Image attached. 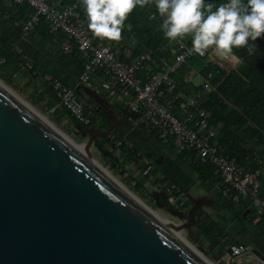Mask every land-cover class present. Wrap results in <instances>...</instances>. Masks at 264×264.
<instances>
[{"label":"water","instance_id":"obj_1","mask_svg":"<svg viewBox=\"0 0 264 264\" xmlns=\"http://www.w3.org/2000/svg\"><path fill=\"white\" fill-rule=\"evenodd\" d=\"M76 89L110 108L95 87ZM108 119V128L76 126L93 156L97 138L120 128L116 114ZM160 193L155 203L191 234L204 197L187 193L186 210L167 207ZM0 264L207 263L0 80Z\"/></svg>","mask_w":264,"mask_h":264},{"label":"trees","instance_id":"obj_2","mask_svg":"<svg viewBox=\"0 0 264 264\" xmlns=\"http://www.w3.org/2000/svg\"><path fill=\"white\" fill-rule=\"evenodd\" d=\"M67 3L71 0H64ZM206 3L220 4L224 0H205ZM33 7L27 3H17L13 8L8 7L0 0V15L7 16L8 19H13L19 25L29 17L33 11ZM12 17H10V16ZM162 18L159 16L155 4H151L144 8L137 6L129 14L124 22L121 31V51L124 52L128 47L131 49L132 56H143L145 70L158 71L163 66L159 64L156 68L152 64L153 58H170L173 57L172 49L168 44V39L164 37L163 31L160 27ZM36 29H41L43 32L49 30V24L44 16L41 17L40 24ZM96 44L107 43L110 41H101L94 37ZM114 42V41H112ZM254 48H240L233 49L234 55L238 57L237 65L226 68L217 60L207 58L204 65L199 70V75L202 78L209 77L211 89L205 90L204 82H196L193 79H186L185 75L190 68L198 61L200 56H193L188 58L180 68L173 73V77L177 82L178 90L184 91L188 95H196L203 93L201 100V108L206 114L212 124L218 127L217 145L219 152L229 157H235L245 167L256 168L262 165L261 179L264 178V36L257 38L254 42ZM84 58L81 64L83 69ZM155 61V60H154ZM26 58L22 51L15 48L12 40L8 34L0 30V77L8 84L13 83V77L16 73L26 70ZM34 66L28 69V72L34 71ZM27 71V70H26ZM97 74L104 76L105 69H100ZM47 79V78H46ZM41 91L35 90L31 93V98L36 104H40L45 97L50 96L55 103H58L54 110L55 119L59 120L66 116L74 125L77 126L78 121L74 118L68 108L61 104L54 89V84L51 79L45 80L41 86ZM79 96L82 94L81 90H77ZM81 97V96H80ZM86 110L91 113L93 123L97 124L96 105L94 99L85 97ZM49 107L55 104H48ZM127 107V104L126 106ZM130 111L126 108V115ZM103 123L99 126L106 128L110 121L103 118ZM83 127L88 125L82 124ZM112 134V132L102 138L97 139L98 146L102 148L103 153L109 152L107 158L110 159L111 165L117 170H126L128 159L134 160L140 167L138 174L134 177L136 183L133 189L142 196H150L152 200L156 201L152 192L149 191V184L159 183L156 176V168L150 164H145L142 161V154H138L137 147H129L125 142L122 134ZM121 140L122 143L117 145ZM108 144L113 146V150L108 149ZM119 151V156H114L115 152ZM183 158L189 159L192 168L198 173L201 185L209 192L217 191L221 202L228 209H235L236 202L229 196H225L224 191L226 186L222 184V179L215 173L214 166L210 163H199L194 159V151L183 150ZM114 156V157H113ZM113 157V159H111ZM261 160V163L259 161ZM148 170V171H146ZM166 179H161L160 183ZM160 201L164 202L167 207L174 206V208L186 209L192 205L191 200L179 202L174 204L169 199V193L166 186L160 185ZM236 190L231 189V193ZM173 193L178 196L182 193V189L176 187ZM251 209L244 206L240 213H246L247 217ZM217 223L213 220L205 208H199L196 211V221L194 228L198 232L189 234V238L194 243L203 242L205 238L210 239L211 248L224 249L221 242L222 232L217 230Z\"/></svg>","mask_w":264,"mask_h":264},{"label":"built area","instance_id":"obj_3","mask_svg":"<svg viewBox=\"0 0 264 264\" xmlns=\"http://www.w3.org/2000/svg\"><path fill=\"white\" fill-rule=\"evenodd\" d=\"M16 3L27 2L33 11L25 20L23 30L30 33L44 16L51 32L63 31L68 43L73 42L84 52V65L78 76V83L96 87L95 74L105 69L109 86L119 87L130 111L128 120L133 126L153 132L162 140L173 142L179 150L194 151V159L199 163H210L215 173L226 186L224 193L236 203L244 198L255 211V222L264 219V193L262 191V165L256 168L245 167L235 157L219 152L217 145L218 127L212 124L208 115L200 107L202 94L190 96L182 90L173 77L174 71L193 56L191 39H179L174 42L175 54L172 58L162 60L164 68L158 71L145 70L143 56H132L121 51V42L110 41L96 44L87 28L81 0H71L69 4L59 7L51 0H10ZM173 42V41H172ZM173 44V43H172ZM107 49V51H105ZM223 58L214 49H209L204 56ZM211 73L209 74V77ZM209 77L204 80L205 90H210ZM54 89L61 104H64L80 124L93 123L91 113L86 110L85 101L79 96L76 86L65 83L60 78L54 79ZM55 110V108H54ZM129 147H134L131 140H125ZM122 143L121 140L117 145ZM108 149L113 146L108 144ZM138 154H142L139 150ZM143 163L150 164V158L143 156ZM261 163V160L259 161ZM153 167V165H152ZM148 171V170H146ZM176 184H168L167 190L172 203L185 201V195L176 196L173 190ZM231 189L236 190L231 193ZM248 256L257 257L264 264V257L257 256L251 245L243 241L231 242L217 257V264H247Z\"/></svg>","mask_w":264,"mask_h":264},{"label":"crops","instance_id":"obj_4","mask_svg":"<svg viewBox=\"0 0 264 264\" xmlns=\"http://www.w3.org/2000/svg\"><path fill=\"white\" fill-rule=\"evenodd\" d=\"M51 1H54L59 7L70 3H67L64 0ZM2 2L10 8H13V6L17 4L16 2H12L10 0H2ZM224 2H226V0H224ZM153 4H155L154 0ZM2 19L3 20L0 22V30L6 32L12 40L15 48L22 51L25 55V68L27 71H23L27 72V74L32 76V78H35L40 82L35 90L41 91L43 89L41 86L45 80L51 79L54 82L55 78H60L71 86L77 85L81 68L80 66L84 58V52L79 48V46H77V44L73 42L68 43V38L65 32H51L50 30L43 32L41 29H34L30 33H25L23 30L25 20L20 23L21 25H19L13 19H8L7 16H2ZM184 39L191 38L186 37ZM178 40L179 38L173 42L170 40L168 41V44L172 49L173 56L175 54V46ZM126 52L130 54L131 49L128 47ZM164 59L167 58H153L152 64H154L156 68H159V64L162 63V60ZM213 59L217 60L222 65H224L226 60L232 61V59L234 62H236L235 65L239 63L238 57L234 54L230 55V59H220L218 57L211 58V60ZM205 62V59L203 60L202 58H199L194 66H192L185 75V78L193 79L196 82H204L206 78H202L201 75H199V70ZM32 66H34V71L28 72V69H30ZM163 68L164 67H162L160 70ZM198 77H201V80H199ZM94 80L96 85L95 88L108 100V106L110 107L108 109L105 107H98L96 109V113L102 116V120L103 118H106L108 121H110L106 111L110 113L112 118H114V115L116 114L120 120V128H118V131L120 134H122L125 140H132L134 142V146L142 152L143 156L148 158H150V153L153 150L157 151V158L151 162L155 168L158 167L160 170V174L157 175V178L159 179V183H157L159 184L158 186L161 184V187H167L168 184H176L177 187L182 189V193L186 198L185 201L191 200L187 193L193 194L192 188L195 185H199L202 190L207 192L205 193L204 191L200 190V192L195 193V196L204 197V205L211 206L212 211L209 212V214L211 218L216 221L217 230H220L223 234L221 237V242L224 241L222 243L224 249H219V256L222 254V251L226 249L229 243L243 241L253 247L257 256L264 257V219L260 222L254 221L255 211L254 208L251 207V204L248 202V200L244 198L240 203H236L235 209H228L223 204V202H221L220 198H218L219 196L217 195V191L209 192L201 185L200 177L198 173L192 168L189 159L183 158L181 153L182 150L176 148L173 142L162 140L153 132H149L141 127H136L131 124V122L128 120V115H126V102L121 95V89L119 87L112 89L108 85L109 78L106 79L104 76H100L99 74H95ZM198 94L203 95L202 92ZM198 94L190 96H197ZM80 96L83 100L85 97H87L84 91H82ZM45 99L50 101L51 104H55V106H53L54 108L57 107L58 103H55L50 96L47 95ZM111 109L112 111H110ZM161 179L166 180L160 183ZM262 191L264 193V178L262 179ZM210 193H215V196H217L215 201L210 199ZM225 196L228 195L225 194ZM244 206H247L249 209H251L248 217L246 213L243 215L240 213V210ZM190 207L186 208V210ZM246 263L263 264L255 256H248L246 258Z\"/></svg>","mask_w":264,"mask_h":264},{"label":"clouds","instance_id":"obj_5","mask_svg":"<svg viewBox=\"0 0 264 264\" xmlns=\"http://www.w3.org/2000/svg\"><path fill=\"white\" fill-rule=\"evenodd\" d=\"M162 18L164 37L170 41L191 38V52L204 56L214 49L228 58L233 49L254 48L264 35V0H154ZM87 28L101 41H120L124 22L134 8L153 0H81ZM107 51V49H105Z\"/></svg>","mask_w":264,"mask_h":264},{"label":"rangeland","instance_id":"obj_6","mask_svg":"<svg viewBox=\"0 0 264 264\" xmlns=\"http://www.w3.org/2000/svg\"><path fill=\"white\" fill-rule=\"evenodd\" d=\"M2 17L0 18V22L2 21ZM264 36V35H263ZM207 58H210V56L207 57H203L202 59L206 60ZM236 64V62L231 60H226L224 62V65L226 68H231ZM199 80H201V77H198ZM39 80L32 78V76H30L29 74H27V72H24L23 70L21 72L16 73V75L13 77V83L9 84L10 86H12V88L22 97H24L26 100H28L30 103H32L36 108H38L44 115H46L54 124H56L58 127H60L61 129H63L64 131H66L74 140H76L79 143H84L86 142L87 138H85L84 136H82L79 133H76V127H74L73 123L66 117L63 116L61 117L59 120L55 119V115H54V107H49L48 104L50 103V101H48L47 99L43 100L40 104H36L33 99L31 98V93L33 91H35V89L37 88V86L39 85ZM53 102V101H51ZM96 119H97V124H104L103 120H102V116L97 114L96 115ZM116 128L112 131V134H116ZM132 141V140H131ZM133 142V141H132ZM134 143V142H133ZM91 150L95 156V158L105 167L108 169V171L113 174L119 181H121L124 185H126L128 188H130L133 192H135L138 196H140L143 200H145V202L147 204H149L150 206H152L153 208L157 209L162 215H164L165 217L171 219L172 221L179 223L181 222L180 219L176 216L173 215L171 212H169L166 209H163L161 207H159L154 200L151 199L150 196L146 195V196H142L139 193H137L134 189H133V185L136 183V179H134V177L138 174L139 172V165L141 164H137L134 160L132 159H128L126 161V166L129 168L128 171L122 169V170H117L115 168L112 167L111 165V160L107 158V156L103 153V150H100L98 146H96L95 144L92 145ZM115 154L117 156H119V151L115 152ZM157 158V151H152L150 153V160L153 162V160H155ZM160 174V170L157 167L156 168V176ZM159 184H149V191L153 192L155 190H160V186H158ZM161 185V184H160ZM200 190H202V188L199 185H195L192 188L193 194L195 196V193L200 192ZM204 191V190H202ZM205 193H207L206 191H204ZM192 194V195H193ZM210 199L215 201L216 197L215 193H210ZM212 201V202H213ZM212 205V204H211ZM204 208L206 209V211L209 213L212 211L211 206L209 205H204ZM183 233L188 237L189 240H191L189 238V230L187 228L182 229ZM198 232L197 229L194 228V226L192 227V233L194 232ZM191 233V234H192ZM192 241V240H191ZM193 242V241H192ZM194 243V242H193ZM194 245H196L209 259H211L213 261V263L217 264L216 259L220 254V251L218 248H214V250H212L211 248V241L210 239L205 238L203 242H199L194 243Z\"/></svg>","mask_w":264,"mask_h":264},{"label":"bare ground","instance_id":"obj_7","mask_svg":"<svg viewBox=\"0 0 264 264\" xmlns=\"http://www.w3.org/2000/svg\"><path fill=\"white\" fill-rule=\"evenodd\" d=\"M0 80L5 83L8 87H10L13 91H15L12 86L6 83L1 77ZM16 92V91H15ZM17 93V92H16ZM18 94V93H17ZM19 95V94H18ZM21 96V95H20ZM22 97V96H21ZM26 100L24 97H22ZM33 108H35L42 116H44L51 124H53L60 132H62L69 140H71L79 149H81L88 157H90L97 165H99L106 173H108L115 181H117L124 189H126L133 197H135L139 202L144 205L151 213H153L160 221H162L169 229H171L179 238H181L194 252H196L207 264H215L211 259H209L194 243L188 239V237L183 233L182 230H179L177 227V223L172 221L171 219L162 215L157 209L153 208L149 204L145 202L140 196H138L135 192H133L130 188L124 185L121 181H119L113 174H111L107 168H105L89 150L84 148V143H79L74 140L66 131L58 127L54 124L46 115H44L38 108H36L32 103L26 100Z\"/></svg>","mask_w":264,"mask_h":264},{"label":"flooded vegetation","instance_id":"obj_8","mask_svg":"<svg viewBox=\"0 0 264 264\" xmlns=\"http://www.w3.org/2000/svg\"><path fill=\"white\" fill-rule=\"evenodd\" d=\"M1 17H2V16H0V18H1ZM98 107H99V105L97 104V105H96V109H97ZM106 112H107V115L110 116V113H109L108 111H106ZM110 117H111V116H110ZM111 119H113V118L111 117ZM111 121H112V120H110V123H111ZM109 125H110V124H109ZM88 126H99V125L96 124V123H92V124H90V125H88ZM108 127H109V126H108ZM108 127H106V128H108ZM116 129H118V128H116ZM102 137H104V136H102ZM102 137H98V138H102ZM98 138H97V139H98ZM100 150H102V149H100ZM104 153H105V152H104ZM106 156L108 157V156H112V155H109V154L107 155V154H106ZM114 156L117 157L116 154H115ZM114 156H113V157H114ZM113 157H111V159H113ZM159 191H160V190H159ZM160 192H161V191H160Z\"/></svg>","mask_w":264,"mask_h":264}]
</instances>
